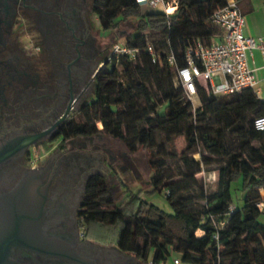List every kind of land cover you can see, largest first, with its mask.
Instances as JSON below:
<instances>
[{
  "label": "trees",
  "instance_id": "16d2710c",
  "mask_svg": "<svg viewBox=\"0 0 264 264\" xmlns=\"http://www.w3.org/2000/svg\"><path fill=\"white\" fill-rule=\"evenodd\" d=\"M225 4L226 0H178L166 14L135 0L91 1L92 13L105 20L104 29L115 30L133 18L135 27L124 43L141 51L134 61L121 57L100 68L92 80L93 99L85 119L71 118L60 132L66 140L107 136L130 154L140 148L147 151L151 175L146 192L167 189L169 212L142 198L141 190L118 204L98 173L85 180L79 211L86 237L94 227L98 242L114 243L119 251L144 263L151 257L153 264H166L169 257L177 256L186 264H264V210L257 207L264 200V131L252 125L254 117L264 115V103L248 89L232 98L203 93L201 106L193 111L167 61L173 53L181 65L189 44L196 39L209 42L218 31L211 15ZM152 36L160 37L156 44L149 41ZM147 44L161 56V63L152 62L144 51ZM226 133L232 137L229 143ZM158 134L165 142L157 143ZM177 136H184L189 151L200 140L210 153L227 156L219 169L217 189L205 193L201 213L187 208L180 197L196 183L200 160L182 155L184 167L177 173L181 179L166 181L173 177L167 173V160L172 157L167 144ZM111 228L117 233L109 242L105 237ZM233 251L239 253L222 257Z\"/></svg>",
  "mask_w": 264,
  "mask_h": 264
},
{
  "label": "flooded vegetation",
  "instance_id": "af4514ba",
  "mask_svg": "<svg viewBox=\"0 0 264 264\" xmlns=\"http://www.w3.org/2000/svg\"><path fill=\"white\" fill-rule=\"evenodd\" d=\"M85 1L0 0V264L106 259L103 250L82 243L85 181L78 154L66 151L60 132L100 62ZM25 20L33 27L27 43ZM41 196L44 248L37 251L24 242L36 244Z\"/></svg>",
  "mask_w": 264,
  "mask_h": 264
},
{
  "label": "rangeland",
  "instance_id": "374dc122",
  "mask_svg": "<svg viewBox=\"0 0 264 264\" xmlns=\"http://www.w3.org/2000/svg\"><path fill=\"white\" fill-rule=\"evenodd\" d=\"M91 1L86 0L84 2L82 12L84 18L87 19L93 37H95V43L99 45L100 52L97 57L101 61L109 54L114 42H124L125 36L131 33L135 27V20L130 18L121 23L115 30L104 29L102 26L105 20L101 16L92 13ZM23 25L29 35L23 37L22 40L27 43L31 37L30 35L33 34V27H30L29 22L26 20ZM159 39V36H152L149 38V41L156 44ZM166 51L165 49L161 50L163 53ZM92 78L91 74L84 85V89L81 91V96L76 101L78 102V109H75L78 112L72 117L77 121L85 119V111L91 108V101L93 99ZM162 112L163 109L160 107L159 113ZM194 124L197 125V123ZM226 136L229 143L232 137L227 133ZM156 141L157 143L165 142L164 135L158 134ZM251 143L254 147H259L258 141L251 140ZM75 144H83V148H77ZM187 147L188 142L184 136H177L172 140L171 145L167 144L168 152L172 154V157L167 160V173L172 174L173 177L166 181L172 182L181 179L177 173L179 169L184 167L182 155L200 160L201 171L195 174L196 183L191 185L188 190L182 191L180 197L185 201L187 208L196 213H201L206 203L205 193H210L217 189L219 169L224 165L227 156L210 153L203 147L200 140L197 141L192 150H187ZM65 148L68 153L74 152L79 156L77 162L80 166V179L84 182L91 174L98 173L103 175L118 204L128 201L130 193H136L141 190L142 198L154 203L164 211H170V206L165 199V195L168 194L167 189H163V192H146V189L149 188L148 179L151 171L147 165V151L145 149L140 148L135 154H130L120 142L103 135L94 138L68 140ZM203 157L206 160L202 159ZM237 164L238 162H236ZM261 194L264 195L262 192ZM115 228H111L113 231L111 230L105 237L107 241L112 242L116 238L117 230ZM98 232L96 228H91L87 234V239L96 240L94 235ZM197 234L200 235V232ZM238 253V251H233L222 255V257H230Z\"/></svg>",
  "mask_w": 264,
  "mask_h": 264
},
{
  "label": "built area",
  "instance_id": "2783aa9c",
  "mask_svg": "<svg viewBox=\"0 0 264 264\" xmlns=\"http://www.w3.org/2000/svg\"><path fill=\"white\" fill-rule=\"evenodd\" d=\"M135 1L166 14H170L178 2V0ZM170 6L173 8L171 11H169ZM211 21L218 29L217 33L209 42L196 39L189 44L182 55L181 65H177L173 53L168 54L167 61L172 69L175 84L181 87L193 111L201 106L203 93L214 97L232 98L248 89L264 103V86L260 85L254 69L249 66V57L252 56L253 51H259L264 57V37L244 34L245 18L235 0H226L223 7L213 12ZM140 51L139 48L126 46L124 42H114L109 54L99 62L97 71L113 61L118 62L121 57L134 61ZM144 51L149 54L152 62L161 63V56L151 44H147ZM252 125L255 130L264 131V115L254 117ZM75 146L83 148V144H75ZM257 207L259 210H264V200L258 202ZM232 210L233 206H230V212ZM223 224L224 222H221V225ZM80 234L85 235L84 227H81ZM169 264L186 263L179 257L173 256Z\"/></svg>",
  "mask_w": 264,
  "mask_h": 264
},
{
  "label": "crops",
  "instance_id": "0c3cea01",
  "mask_svg": "<svg viewBox=\"0 0 264 264\" xmlns=\"http://www.w3.org/2000/svg\"><path fill=\"white\" fill-rule=\"evenodd\" d=\"M239 6L245 18L244 34L253 37H264V0H241L239 1ZM249 66L254 69L256 77L260 80V85L264 86V81H262V78H264V57H262L259 51H253L252 56L249 57ZM83 227L86 231V226ZM85 239H87L86 236ZM90 241L96 244L99 249L105 252L104 256H106L108 259L116 261L117 263L153 264L151 261V257L149 258L147 263H144L137 259L133 254H125L119 251L114 243L105 244L98 242L97 240ZM171 259L172 257H169L166 264H169L171 262Z\"/></svg>",
  "mask_w": 264,
  "mask_h": 264
},
{
  "label": "water",
  "instance_id": "95a60500",
  "mask_svg": "<svg viewBox=\"0 0 264 264\" xmlns=\"http://www.w3.org/2000/svg\"><path fill=\"white\" fill-rule=\"evenodd\" d=\"M96 72H97V68L95 69L94 74ZM42 201H43V196H41V198L37 199V207H36L37 213H36V218H35V231H36V238L35 239H36V244L32 245L31 243H28L27 241L24 242V245L26 244L25 246H27L29 248H32L31 246H33V248H35V250H37V251L39 249L44 248V245L40 243V240L44 239V235L42 233L41 226H40L41 216H42V212H43ZM82 243L84 245H94L95 247L99 248L96 244H94L93 242H91L88 239H83ZM5 246H7V245H5ZM68 250L70 251L71 248H68ZM76 260H77L78 264H96L94 259H92V258H90V257H88L86 255L85 256L78 255V256H76ZM103 264H120V262L117 263L116 261L108 259L106 257V259L103 260Z\"/></svg>",
  "mask_w": 264,
  "mask_h": 264
},
{
  "label": "bare ground",
  "instance_id": "6f19581e",
  "mask_svg": "<svg viewBox=\"0 0 264 264\" xmlns=\"http://www.w3.org/2000/svg\"><path fill=\"white\" fill-rule=\"evenodd\" d=\"M172 9H173V8L170 6V7H169V11H171Z\"/></svg>",
  "mask_w": 264,
  "mask_h": 264
}]
</instances>
